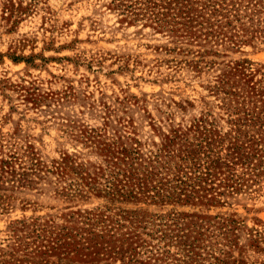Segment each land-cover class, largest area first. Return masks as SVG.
Here are the masks:
<instances>
[{"label":"rangeland","instance_id":"obj_1","mask_svg":"<svg viewBox=\"0 0 264 264\" xmlns=\"http://www.w3.org/2000/svg\"><path fill=\"white\" fill-rule=\"evenodd\" d=\"M0 264H264V0H0Z\"/></svg>","mask_w":264,"mask_h":264},{"label":"trees","instance_id":"obj_2","mask_svg":"<svg viewBox=\"0 0 264 264\" xmlns=\"http://www.w3.org/2000/svg\"><path fill=\"white\" fill-rule=\"evenodd\" d=\"M168 166L169 165H167L165 163V165H163L162 168L166 169L167 172L170 173L171 172V168H169ZM187 166H188V164H187ZM187 166L181 165L180 167H172L173 168V171H172L173 178L171 179V182H173V181L177 182L179 180L180 183L178 182V183H175V184H178L179 186H181L184 183V181L182 180V177H180V175L177 176V173L179 172L178 174H181L182 172H184V170L187 168ZM188 168H194V167L191 166V165H189ZM208 170H209V174H210V169H207L206 171H208ZM164 181H165V183L163 181H159L157 185H154L153 186L154 188H157V190L155 191V193L153 195L154 197H156V196H158V197L159 196H162V198H164V197L165 198H169V196H173L174 193H172V192H174L175 190L174 191H170V190L172 189V186L171 185H175V184H172L168 180H164ZM177 186L175 185L173 187L176 188ZM161 194H163V195H161Z\"/></svg>","mask_w":264,"mask_h":264}]
</instances>
